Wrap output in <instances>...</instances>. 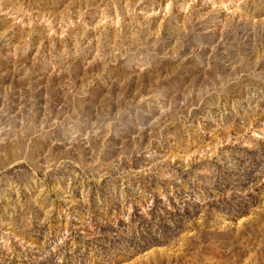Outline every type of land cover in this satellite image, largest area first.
Returning a JSON list of instances; mask_svg holds the SVG:
<instances>
[{"label":"rangeland","instance_id":"obj_1","mask_svg":"<svg viewBox=\"0 0 264 264\" xmlns=\"http://www.w3.org/2000/svg\"><path fill=\"white\" fill-rule=\"evenodd\" d=\"M0 264H264V0H0Z\"/></svg>","mask_w":264,"mask_h":264},{"label":"water","instance_id":"obj_2","mask_svg":"<svg viewBox=\"0 0 264 264\" xmlns=\"http://www.w3.org/2000/svg\"><path fill=\"white\" fill-rule=\"evenodd\" d=\"M205 90L203 89V91H201V92H204ZM217 91L219 92L220 91V89H217ZM164 96H166V93L165 94H158V97L159 98H157V100H159L160 102H163L164 103V101H162V98L164 97ZM164 100V99H163ZM122 107L123 106H121V109H122Z\"/></svg>","mask_w":264,"mask_h":264}]
</instances>
